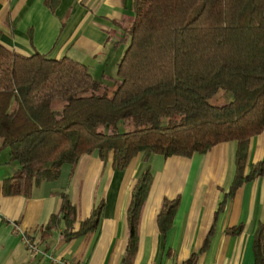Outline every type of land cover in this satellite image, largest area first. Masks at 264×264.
<instances>
[{"label":"trees","instance_id":"obj_1","mask_svg":"<svg viewBox=\"0 0 264 264\" xmlns=\"http://www.w3.org/2000/svg\"><path fill=\"white\" fill-rule=\"evenodd\" d=\"M43 3L53 11L58 0ZM131 9L111 90L71 57L25 56L0 43V149L8 148L18 165L1 179L3 195L29 197L84 154L123 170L135 157H189L228 141L235 142L233 174L216 212L242 183L264 175V158L246 161L250 138L264 130V0H131ZM218 90L231 99L211 104ZM151 178L146 167L132 185L119 264H132ZM57 195L42 235L60 223L65 241L96 228L101 202L74 230L76 208L64 192ZM177 205V197L162 200L159 232L169 229ZM241 229L237 224L224 233ZM263 236L258 224L253 264H263ZM198 252L184 264H194Z\"/></svg>","mask_w":264,"mask_h":264},{"label":"crops","instance_id":"obj_2","mask_svg":"<svg viewBox=\"0 0 264 264\" xmlns=\"http://www.w3.org/2000/svg\"><path fill=\"white\" fill-rule=\"evenodd\" d=\"M132 17L131 0H58L53 11L43 0H0V43L25 56L66 55L83 63L104 84L115 78L122 56L120 37ZM234 148L235 142L228 141L189 157H135L123 170L112 168L110 159L103 162L93 152L81 155L71 168L66 165L56 180L40 183L27 198L3 195L0 190V264H59V260L119 264L126 244L130 191L146 167L152 178L132 264H184L204 241L194 264H253L251 240L258 224L264 234V175L242 183L216 212L232 178ZM262 158L264 130L250 138L246 161L252 164ZM17 168L13 163L0 170V183ZM57 192H64L76 208L74 230L101 202L96 228L65 241L60 223L42 235L40 227L58 208ZM175 197L178 205L170 227L161 233L156 224L160 203ZM237 224L242 228L239 234L224 233L225 227Z\"/></svg>","mask_w":264,"mask_h":264},{"label":"rangeland","instance_id":"obj_3","mask_svg":"<svg viewBox=\"0 0 264 264\" xmlns=\"http://www.w3.org/2000/svg\"><path fill=\"white\" fill-rule=\"evenodd\" d=\"M127 45V41L125 42H119V46L122 49V53L124 51L125 46ZM104 85H106V87H108V90L112 89L114 83L112 82V80L109 79V82H105ZM231 94L229 92H222L221 90H218L211 98H209V102L211 104H215V105H219L222 104L224 102H228L231 99ZM102 129L104 131H106V127H102ZM16 164L15 161H11L9 159V151L8 148H2L0 149V170L5 169V168H10L12 164ZM65 165L62 167L61 170V176L63 175L64 171H65ZM58 182V181H55Z\"/></svg>","mask_w":264,"mask_h":264},{"label":"built area","instance_id":"obj_4","mask_svg":"<svg viewBox=\"0 0 264 264\" xmlns=\"http://www.w3.org/2000/svg\"><path fill=\"white\" fill-rule=\"evenodd\" d=\"M26 245H27L30 249L32 248V246H31L30 244H28L27 241H26ZM58 262H59V264H74V263L69 262L68 260H59Z\"/></svg>","mask_w":264,"mask_h":264}]
</instances>
